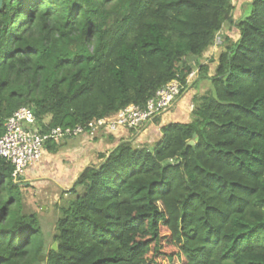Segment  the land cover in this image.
<instances>
[{"label": "trees", "instance_id": "trees-1", "mask_svg": "<svg viewBox=\"0 0 264 264\" xmlns=\"http://www.w3.org/2000/svg\"><path fill=\"white\" fill-rule=\"evenodd\" d=\"M232 12L231 0H0V136L21 107L47 132L144 108L174 80L183 95ZM235 27L189 123L82 172L56 206V251L0 158V264H264V0Z\"/></svg>", "mask_w": 264, "mask_h": 264}, {"label": "crops", "instance_id": "crops-1", "mask_svg": "<svg viewBox=\"0 0 264 264\" xmlns=\"http://www.w3.org/2000/svg\"><path fill=\"white\" fill-rule=\"evenodd\" d=\"M252 1L231 0L232 20L217 35L236 42L239 39V31L235 24L249 13L246 6H249ZM223 50L222 44L217 47L212 45L200 59H191L193 68L199 72L193 85H188L189 87L169 111L154 118L137 133L125 129H118L113 133L99 130L94 137L85 135L74 139H64L56 148L47 149L45 147L39 161L26 170L19 183L23 203L25 207L30 208L28 211L38 215L43 233V224L45 226L47 224V218L43 219V217L50 212L57 213L56 206L60 205L63 199H67L66 193L85 169L100 165L99 154L113 150L123 141H131L137 147H149L160 137V130L163 126L191 121L192 100L210 91L207 80L214 76L219 56ZM200 66L203 67L201 71L198 69ZM45 121L47 123L48 119ZM53 232L54 230L52 234ZM50 240L51 236L45 240L46 249L52 246Z\"/></svg>", "mask_w": 264, "mask_h": 264}, {"label": "built area", "instance_id": "built-area-1", "mask_svg": "<svg viewBox=\"0 0 264 264\" xmlns=\"http://www.w3.org/2000/svg\"><path fill=\"white\" fill-rule=\"evenodd\" d=\"M221 44L220 36L216 35L213 46ZM197 73L194 69L188 75L185 81L187 86L196 79ZM183 87L177 80L171 81L158 90L155 96L146 102L144 108L127 106L114 116L92 121L87 128L56 127L42 132L37 126L32 110L29 107H21L4 124L5 131L0 136V158L12 165V180L19 184L26 170L39 161L47 143L59 144L64 139L85 135L94 137L99 130L113 133L118 129H125L137 133L156 116L169 111L182 95Z\"/></svg>", "mask_w": 264, "mask_h": 264}, {"label": "rangeland", "instance_id": "rangeland-1", "mask_svg": "<svg viewBox=\"0 0 264 264\" xmlns=\"http://www.w3.org/2000/svg\"><path fill=\"white\" fill-rule=\"evenodd\" d=\"M246 10L249 12V6L247 5L246 6ZM207 85H208V88L210 89V91L212 90V85H211V83H210V81L209 80H207ZM58 145V144H57ZM27 208V207H26ZM27 210H30V208H27ZM43 217V216H42ZM44 218H47L46 219V222H47V224H46V226L43 224V228H44V235H45V238L46 239H48L50 236H52V231H53V229H52V225L54 224V222L56 221V219H57V213H52V212H50V213H48L47 214V216L46 217H43V219ZM52 219H54V221H52L51 222V220ZM49 232H51L50 234H49ZM54 233V232H53Z\"/></svg>", "mask_w": 264, "mask_h": 264}, {"label": "water", "instance_id": "water-1", "mask_svg": "<svg viewBox=\"0 0 264 264\" xmlns=\"http://www.w3.org/2000/svg\"><path fill=\"white\" fill-rule=\"evenodd\" d=\"M191 144H193V142H190V145ZM51 249L54 250V251H56V249H57L56 243H53L52 244ZM45 258L46 257L44 255L40 256L39 259H38V262H36L35 264H40L41 262H43L45 260Z\"/></svg>", "mask_w": 264, "mask_h": 264}]
</instances>
